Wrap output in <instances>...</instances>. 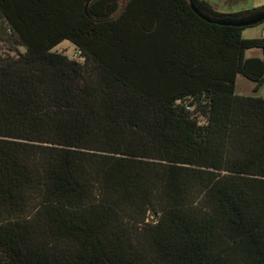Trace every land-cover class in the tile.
<instances>
[{"label":"trees","instance_id":"1","mask_svg":"<svg viewBox=\"0 0 264 264\" xmlns=\"http://www.w3.org/2000/svg\"><path fill=\"white\" fill-rule=\"evenodd\" d=\"M242 30L189 0H0V264H264Z\"/></svg>","mask_w":264,"mask_h":264},{"label":"rangeland","instance_id":"2","mask_svg":"<svg viewBox=\"0 0 264 264\" xmlns=\"http://www.w3.org/2000/svg\"><path fill=\"white\" fill-rule=\"evenodd\" d=\"M212 3H215V7L223 13H237V12H246L252 11L255 9L264 7V0H244L242 2H237L231 5L226 3V0H210ZM241 38L248 39H260L264 38V22L258 25L243 28L241 31ZM55 50L57 52L63 53L70 58H74L76 51L74 46L68 41L60 43ZM22 51V50H20ZM0 53H12L8 51L3 44L0 43ZM13 54V53H12ZM262 52L259 49L248 50L245 53V58H262ZM254 84L242 78L241 76L237 79L236 93L239 95H249L256 94L258 96L264 97V85H262L257 92H254Z\"/></svg>","mask_w":264,"mask_h":264},{"label":"water","instance_id":"3","mask_svg":"<svg viewBox=\"0 0 264 264\" xmlns=\"http://www.w3.org/2000/svg\"><path fill=\"white\" fill-rule=\"evenodd\" d=\"M189 3L194 13L199 18H201L202 20H204L209 24H215L219 26H230L237 28H247L264 22V8L239 18H234V17L216 18V17H211L205 14L204 12H202L200 9H198L193 0H189Z\"/></svg>","mask_w":264,"mask_h":264}]
</instances>
